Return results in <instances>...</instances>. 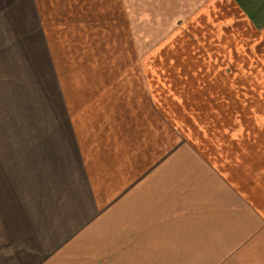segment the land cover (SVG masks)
<instances>
[{
    "label": "crops",
    "instance_id": "obj_1",
    "mask_svg": "<svg viewBox=\"0 0 264 264\" xmlns=\"http://www.w3.org/2000/svg\"><path fill=\"white\" fill-rule=\"evenodd\" d=\"M47 7L57 10L59 15L53 12V18L46 22ZM253 10H264V0H0V68L11 70L13 59L20 57L49 56L45 44L49 40H45L44 33L50 32L51 46L57 47L51 50L50 56L59 59L60 66L59 45L52 43H67L74 48L72 59L81 43L99 44L98 49L86 47L85 57L102 62L113 50L116 57H125L123 49L118 51L115 44L109 50L107 42H131L130 56L138 59L147 54L149 63L151 58L165 52L164 55L171 53L177 59L196 61L198 65L199 60H209V65L211 59L217 60L218 43L223 40L233 43V52H229L227 59L235 58V69L217 70V73L235 75L246 66L241 62L257 54L255 46L249 47V44L263 42L264 27L254 20ZM61 11H66L64 19L60 17L63 24L58 20ZM48 25H53V30L58 28L61 36ZM216 33L221 38L214 44L210 36ZM141 42H147L148 49H140ZM35 45L36 49L29 53ZM244 45H248L246 51L242 50ZM62 57H67L64 49ZM94 59V66L98 67ZM213 64L212 70L207 69L206 73L215 72ZM86 68L88 73L92 72L91 65L84 67V71ZM99 70L96 68V72ZM199 70L188 72L198 75L204 72ZM116 71L121 73L119 68ZM155 71L151 65L148 72L155 74ZM118 78L121 79H112L110 87L98 82L96 87H91L97 93L78 100L83 105L100 108L88 116L91 117L89 124L82 126L88 143L78 136L79 119L71 126L68 122L65 132L68 130L69 136L79 138L83 151L80 153L87 161L93 153L102 154L107 144L113 149L108 152L105 149L106 159L120 149L134 148L129 151L132 160L124 168V179L116 178L104 185L96 182L89 198L79 192L74 205L84 198L82 209L71 211L68 207L64 219L61 202L51 187L57 181L77 187V174L61 165L49 166L50 163L44 162L46 151L42 149L36 153L40 155L39 162L18 153V159L13 161L1 157L0 264L37 262L40 258L34 254L39 248L58 249L65 232L68 238L73 237L68 243L67 261L62 262L61 254H55L51 264H102L101 259L107 260L106 264H219L215 260L234 258L243 241L249 242L255 233H264V204L261 214L254 215L253 204L237 190L235 178H230L229 167L210 159L207 164L200 162L199 153L185 139L177 137L178 130L171 124L169 109H163L164 114L157 112L156 107H165L160 103L166 100L153 94V84L149 87L151 97L143 81L135 82L133 78L134 83L130 84ZM59 103L68 105L69 101ZM106 106L115 107L108 111ZM120 131L123 135L130 134L120 137ZM93 139L98 146L97 149L92 146L94 152ZM6 153L0 150V154ZM57 154L65 158L61 159L64 166L75 155L72 145L64 140ZM204 164L207 171L202 173ZM96 166L92 170L95 177L103 173L105 164ZM66 172L69 179L64 178ZM86 186L91 189L90 185ZM81 217L93 218L96 226L79 229L84 224L76 219ZM107 234L114 235L111 237L113 256L96 260L91 255L97 257L100 249H93L91 241L93 237L104 239ZM116 243L121 246L116 247ZM244 243L243 247H247Z\"/></svg>",
    "mask_w": 264,
    "mask_h": 264
},
{
    "label": "rangeland",
    "instance_id": "obj_2",
    "mask_svg": "<svg viewBox=\"0 0 264 264\" xmlns=\"http://www.w3.org/2000/svg\"><path fill=\"white\" fill-rule=\"evenodd\" d=\"M48 6H50L49 3ZM53 12L59 15L58 11L51 7L45 9L46 22L53 18ZM65 12L61 11L59 21L60 17L64 19ZM253 16L254 20L259 22L258 26L264 27V10H253ZM55 20L58 23L56 18ZM62 20L61 24L64 22ZM48 27L53 30V25H48ZM53 31L61 36L60 32H57L58 28ZM47 34L44 33V38L49 40V43H45L46 54L48 53L49 56L42 59L20 57L13 59L11 70L0 68V150L7 152L0 154V158L13 161L18 159L16 157L18 153V156L27 155L39 162L38 156L40 155L36 153L42 149L47 152H44L43 159L44 162L50 163L49 166L61 165L69 172L77 174V187L58 181L51 187V192L61 202V212L65 213L64 219L67 218L65 210H68V207L71 211L82 209L84 198H82L83 201L79 200L80 202L74 205L75 196H78L79 192L85 193L84 197L89 198L93 195L96 182L104 185L111 181L113 183L116 178L121 181L126 172L124 168L132 160V153L129 151L131 152L134 148L131 147L129 151L120 149L115 156L106 159L105 149H107L106 152L109 151L108 149H113L112 145L107 144L103 146L105 149H102V154L94 155L93 153L92 158L87 161L86 156L80 153L83 151L79 138L69 136L66 133L68 130L65 132L68 122L71 126L75 120L79 119L81 132L78 136L83 142L88 143L84 136L87 133L83 131L82 126H87L91 119L88 116L99 111L100 108L90 106L91 104L83 105L82 101L78 100L84 96L88 97V94L92 92L97 93L98 91L92 90L91 87H96L95 84L98 82H105L110 87L112 79L116 77H120L121 79H118L123 83L129 81L130 84L134 83L133 78L135 82L143 81L148 89L153 84V94L166 100L160 103L165 107H156L157 112L163 113L166 107L169 109L173 119L171 124L174 129L178 130L177 137L182 141L185 139L187 144L199 153L200 162L207 164L210 160H214L226 168L229 167L230 178H235L237 190L242 193V196L245 194V199L251 205L253 204V214H261V205L264 204V36L262 37L263 42L255 41L249 44V47L255 46L254 52L257 54L247 58L246 62H241L246 66L239 74L234 75L217 73V70L235 69V58L232 60L233 63L227 59L229 52H233V43L223 40L218 43L220 49L219 54L216 55L217 60L211 59L210 66L207 64L209 60H199V66L195 60H191L195 62H189V60L177 59V56L171 53L164 55L165 52L160 57L157 55L151 58L152 63H149L147 54L138 59L130 56L133 49L131 42L123 44L107 42L109 50H113V44L118 51L123 49L125 57H116L115 50H113L109 52L111 56L102 62H99V59L85 57L86 47L91 46V48L97 47L98 49V47L101 48L99 44L93 42L84 46V43H81L72 59L74 48L69 47L67 43H52V45H59L60 66L59 59H53L50 56L51 50L57 47L51 46V34L50 32ZM219 38L221 36L217 33L210 36L214 44ZM71 44L75 46L74 43ZM139 45L140 49H148L147 42H141ZM247 47L248 45H244L242 50L246 51ZM35 49L36 45L29 53ZM63 49L67 57H62ZM93 59L99 63L98 67L94 66ZM212 62L216 66L215 72L206 73L207 69L212 70ZM90 65L92 72L88 73V68L84 71V67ZM151 65L155 66V74L148 72ZM204 65H206L205 68H203ZM96 68L100 69L99 72H96ZM117 68L121 73H117ZM199 69L204 71L200 75L196 72H188V70L198 71ZM178 70H182V73L181 71L177 73ZM233 88L238 89L233 90ZM149 91L153 97L150 89ZM61 100H68L69 104L61 105L59 103ZM114 107L106 106L108 111L113 110ZM119 133L121 134L122 131ZM57 134H59L58 138H52ZM129 134L130 132L125 135L122 133L120 137L129 136ZM139 137L141 139L143 136L140 134ZM160 138L163 140L162 137ZM62 140L67 145H72L75 154L67 166L61 164V159L65 158L57 154V148L62 144ZM72 140L75 141L72 143ZM93 140H91V147L97 149L96 141ZM59 157L60 160H58ZM41 163L46 165L42 161ZM97 163H101L102 167L103 163L105 164L102 168L103 173L97 174L98 178L92 172L93 168L97 167ZM205 164L201 165L202 173L207 171ZM72 166L74 169H71ZM68 176L69 173L66 172L64 178L69 179ZM91 176L93 178L89 179ZM86 185H90L91 189L89 190ZM54 189L57 190L53 192ZM101 192L104 193V191ZM71 198L73 199L70 200ZM43 216H46V213H43ZM76 220L84 224L79 229L90 225L91 227L96 226L93 218L81 217ZM107 235L104 239L93 237L91 241L90 246L93 249H100L96 253L97 257L94 254L91 255L96 260L105 255L106 257L113 256L111 237L114 235ZM72 238L67 237V232L63 233L58 249L39 248V251L34 254L40 258L39 261L29 264H51V259L55 254H61L60 260L65 263L70 253L67 250L68 243ZM250 238L249 242H242L240 249L235 251L234 258H219L215 262L219 264H264V233H255ZM243 243L247 247H243ZM115 246L120 247L121 244L116 243ZM71 257H73L72 254ZM100 262L106 264L107 260L101 259Z\"/></svg>",
    "mask_w": 264,
    "mask_h": 264
}]
</instances>
